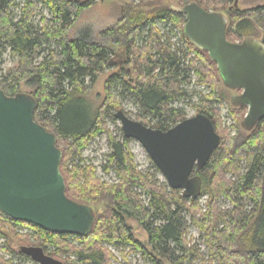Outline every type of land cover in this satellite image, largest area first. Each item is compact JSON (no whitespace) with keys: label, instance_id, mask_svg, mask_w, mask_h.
Instances as JSON below:
<instances>
[{"label":"trees","instance_id":"obj_1","mask_svg":"<svg viewBox=\"0 0 264 264\" xmlns=\"http://www.w3.org/2000/svg\"><path fill=\"white\" fill-rule=\"evenodd\" d=\"M119 1L123 26L115 41L123 50L113 54L120 59L116 63L111 50L94 42L88 29L74 39L68 36L95 0H0V72L5 54L15 62L0 73V90L7 96L20 93L22 85L33 90L34 120L55 136L62 153L59 169L66 196L89 207L108 204L103 214L91 207L95 223L83 237L44 231L1 212L0 229L2 220L10 228L27 226L35 246L54 258L68 261L74 256L72 264H111L113 255L105 244L129 248L147 264H264V118L250 132L237 123L245 134L231 137L220 123L217 107L225 96L216 64L184 36V15L171 5L153 6L155 0ZM174 1L179 8L196 3L224 14L231 42L256 38L259 32L264 45V5L239 11L236 0ZM158 24L178 29L180 45ZM114 32L108 30V35ZM112 66H118V72L106 80L105 97L93 108L86 99L88 86ZM192 76L208 90L196 111L206 115L220 135L207 165L194 172L202 181L196 200L159 181L156 167L152 173L139 170L130 141L114 138L106 127L107 118L121 108L114 94L120 87V94L138 107L142 124L168 130L186 119L174 104L189 98L186 87ZM230 107L240 121L246 107ZM101 133H107L110 149L101 169L114 174L112 183L99 178L97 168L82 159L86 143ZM221 200L229 201L230 208H221ZM127 220L145 232V242L134 237ZM191 225L201 234L206 253L189 240Z\"/></svg>","mask_w":264,"mask_h":264},{"label":"water","instance_id":"obj_2","mask_svg":"<svg viewBox=\"0 0 264 264\" xmlns=\"http://www.w3.org/2000/svg\"><path fill=\"white\" fill-rule=\"evenodd\" d=\"M183 14L184 36L216 64L223 87L240 91L230 105L246 107L240 127L250 132L264 118V45L255 37L227 40V17L196 3L171 6ZM37 104L25 93L7 96L0 90V212L54 234L87 236L95 223L88 205L69 199L60 173L62 153L55 136L34 120ZM123 137L145 150L169 189L189 200L200 197L201 171L220 145L211 120L198 113L166 131L131 120L118 110ZM19 252L36 264H65L46 255L39 246H21Z\"/></svg>","mask_w":264,"mask_h":264},{"label":"rangeland","instance_id":"obj_3","mask_svg":"<svg viewBox=\"0 0 264 264\" xmlns=\"http://www.w3.org/2000/svg\"><path fill=\"white\" fill-rule=\"evenodd\" d=\"M152 4L153 6L157 7L168 5L177 7L174 0H155ZM262 5H264V0H236V6L239 11L250 10ZM143 8L144 10H148L146 7ZM122 13V4L119 0H95V4L81 14L78 21L70 30L68 36L70 39H74L78 36V33H80V31L88 29L90 31L91 39L94 42L110 49L112 60L117 63L120 59H118L117 57L113 58V54H120L123 50L121 45L116 43L115 41L118 39L117 36H119L118 31L123 26L119 23V20H121L122 18ZM43 15H47L46 11H43ZM158 26L161 28L165 35L171 38V41L173 43L179 44L178 42H180L181 40V34L178 29H171L170 25L158 24ZM108 30H114L115 32L113 35H108ZM256 38L258 40L261 39V34L259 32L256 33ZM14 64L15 62L10 58L8 53L5 54L2 73H4ZM118 69V66H112L110 69L106 70L105 73L94 84L88 86L86 99L89 103H91L93 108L102 103L105 97V82L111 75L117 73ZM130 75L133 78L135 76L134 74ZM125 79H128V77H126ZM186 90L188 92L189 98L175 103L174 105L177 108L183 109L186 118H189L198 114L196 111V107H201V96L207 94L208 90L206 87L197 83L196 76H192L191 84L186 87ZM221 90L223 91V94L225 96L224 103L217 107L219 110L221 127L227 129V132L231 137L244 135L245 132L240 127H237V123L240 124V122L246 115L247 108L243 118L237 122L236 118H234V115L231 113L229 101L232 95H237L239 93L230 91L223 86L221 87ZM120 92V87H116L114 89L115 97L121 103V108L118 110L123 111L131 120L141 122V119H139L138 117V115H140L138 107L128 96L122 93L120 94ZM20 93L32 94L33 90L31 88H28L26 85H22L20 88ZM118 110L113 111V113ZM106 127L109 133L114 138L120 139L121 137H123L121 125L113 116L107 118ZM129 141L130 142L128 147L133 155L134 162L137 165V168L143 172L152 173L154 171V165L145 150L137 141ZM108 143L107 133H101L96 137L90 139L83 149L82 159L85 164H93L97 168L96 175L99 178L112 183L115 180L114 174L112 172L106 174L101 169V166L105 163L107 156L110 153ZM157 177L159 181L165 182L161 173H158ZM204 202L205 198H202L200 200V203L203 205ZM220 206L223 209H228L230 208V203L229 201L221 200ZM91 207L94 209L95 213L103 214L108 209V204L101 202L96 206L94 205ZM2 223L4 224V226L0 229V264H34L29 258L24 259L19 254V248L21 246H35V242L32 237V229L27 226H14V228H10L11 225H7L3 220ZM127 224L131 227L132 233L136 239L141 242L146 241L147 236L145 232L137 225L135 221L127 220ZM188 237L192 244H197L201 248L202 252L206 253V248L203 245L201 234L198 232L195 226H190ZM75 245H77V242H75ZM105 246L108 247V250L113 255L111 264H147L142 260L139 254L130 252L129 248L123 249L121 246L115 247L107 244H105ZM54 259L59 260L65 264H72V262L76 261V258L74 256H70L68 261L64 260V258Z\"/></svg>","mask_w":264,"mask_h":264},{"label":"flooded vegetation","instance_id":"obj_4","mask_svg":"<svg viewBox=\"0 0 264 264\" xmlns=\"http://www.w3.org/2000/svg\"><path fill=\"white\" fill-rule=\"evenodd\" d=\"M235 92H238L239 94H240V91H235ZM238 95V94H237ZM45 253V252H44ZM46 254V253H45ZM46 255H48V254H46ZM48 256H50V255H48ZM50 257H52V256H50ZM28 258V257H27ZM52 258H54V257H52ZM34 263V262H33ZM34 264H36V263H34Z\"/></svg>","mask_w":264,"mask_h":264}]
</instances>
